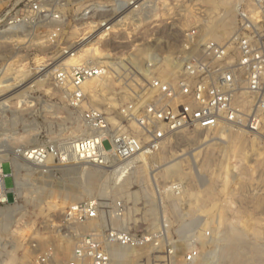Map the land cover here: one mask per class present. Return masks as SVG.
<instances>
[{"label":"rangeland","instance_id":"1","mask_svg":"<svg viewBox=\"0 0 264 264\" xmlns=\"http://www.w3.org/2000/svg\"><path fill=\"white\" fill-rule=\"evenodd\" d=\"M34 1L40 3L49 18L43 25L35 22L26 27L25 42L15 37L0 39V60L18 64L12 68V76L26 71V97H30L33 105L27 107L26 104L25 124L35 125L28 129L26 137L41 130L51 141L60 129L70 127L71 130L76 125L82 128L81 112L95 108L111 114L127 103L137 86L120 81L116 73H145L148 56L172 53L182 43V30L192 24L196 8L215 9L218 2L93 0L99 3L94 6L90 4L92 0H61V4L52 0H26V3ZM134 1L133 5L128 4ZM54 15L58 18L52 17ZM102 22H107L108 30L99 28ZM58 24L62 27L61 40L50 45L49 33ZM72 43L75 55L63 56L62 49ZM19 55L24 57L12 62ZM60 64L119 66L83 85L84 101L78 112H72L51 83L53 72ZM39 66L44 68L40 77L35 75ZM140 79L143 80V76ZM15 117H20L17 127L23 123L24 129L23 117ZM2 121L7 120L0 119ZM138 158L137 163L133 159L130 166L142 171V180L130 183L127 190L132 196H138L137 201L112 192L113 182L109 181L105 195L94 193L81 197L78 202L98 199L131 202L125 218L126 228L136 232L155 229L161 215L157 207H166L163 212L168 226L176 234L185 233L178 262L187 249L188 238L193 243L200 241L197 247L202 251L208 246L213 250L215 240L228 230V225L242 232L243 242L264 247L263 135L246 134L231 127L212 132H183L172 137L156 153ZM78 167L105 177L114 173L87 165H56L45 175L35 167L31 171L20 169L21 178L26 176V190L18 196L14 189L6 203L0 205V211L14 209L9 220L0 215V244L4 248L0 264H31L45 252L55 259L70 258L75 245L94 225L72 223L65 214L66 208L74 203L66 192L85 186L81 169L75 171ZM2 170L8 175L9 163H3ZM172 184L179 186L178 195L168 191L167 187ZM4 185L12 186L10 177L5 178ZM118 221L111 225L121 230ZM204 231L210 233V239L204 237ZM142 255L134 250L127 259L118 260L128 264ZM210 260L206 257V261ZM222 264L229 263L223 261Z\"/></svg>","mask_w":264,"mask_h":264},{"label":"built area","instance_id":"2","mask_svg":"<svg viewBox=\"0 0 264 264\" xmlns=\"http://www.w3.org/2000/svg\"><path fill=\"white\" fill-rule=\"evenodd\" d=\"M90 4L99 3L92 0ZM216 7L196 8L192 24L182 30L183 41L175 51L147 57L148 74L118 71L120 81L136 85V91L111 114L95 108L81 112V125L87 134L73 139H61L67 137L70 127L60 129L51 141L41 130L28 138L22 134L23 123L20 127L10 125L9 120L19 115L25 126L26 104L30 107L33 103L26 97V71L12 76V68L18 64L11 65L1 58L0 119L8 121L0 126V205L15 189L13 164L17 162L29 163L43 175L56 165H87L115 172L122 179L129 172L126 163L133 157L150 156L183 132L231 127L264 136V0H218ZM48 18L39 2L0 0V39L15 37L25 42L26 27L35 22L43 25ZM106 24L100 23L99 28L108 30ZM61 37L62 27L58 24L47 40L54 45ZM62 54L73 57L74 44L64 47ZM23 57L16 56L12 62ZM117 66L60 64L51 83L63 104L78 112L85 98L83 85ZM43 71L39 66L35 75L40 77ZM5 162L10 167L8 175L2 170ZM7 177L12 180L10 188L4 185ZM167 189L173 195L180 193L176 184ZM130 204L122 199H98L69 205L67 221L94 225L75 245L69 259H55L45 252L31 264H123L113 258L114 247L143 254L128 264H216L213 259L206 261L212 246L202 251L192 242L186 245L178 262L185 233L171 230L163 212L166 207L161 205L157 207L161 214L158 226L151 231L113 227L112 222L125 218ZM203 235L211 238L208 231ZM3 252L0 244V256Z\"/></svg>","mask_w":264,"mask_h":264},{"label":"bare ground","instance_id":"3","mask_svg":"<svg viewBox=\"0 0 264 264\" xmlns=\"http://www.w3.org/2000/svg\"><path fill=\"white\" fill-rule=\"evenodd\" d=\"M126 63V62H125ZM149 71L145 70V74H148ZM87 83V82H86ZM85 83V84H86ZM32 101V100H30ZM84 104V103H83ZM16 116V115H15ZM13 116L12 119V125H15L16 122H18V119L20 117ZM2 120H4L2 118ZM8 121V120H7ZM6 121L0 122V126H4ZM33 126L35 125L32 123L31 125L24 126V129L22 127L23 133L26 134V136L29 134L27 131L28 129H33ZM82 128L79 127V125L74 126L71 128L68 136L66 139H73L79 136L86 135L87 132H84L81 130ZM4 132L7 130H3ZM143 156L142 154H139L135 157H133L129 162L126 163V167L129 168L128 175L124 177L123 179H119V175L115 174V172L110 177H105L104 175H98L96 172H92L90 170L82 169V168H76L77 170L81 169L83 173V177L85 179V186H80L73 191L66 192L67 197H70V200L74 202L73 204L79 203L78 201L81 200V197L84 196H90L91 194L97 193L99 195H105L106 188L108 187L109 181L113 182L112 192H116L118 196L121 198H132L134 197V200H138V196L134 194L133 196L128 193V186L132 182H140L142 180V171L139 169H135V166L131 167L130 164L131 161L134 159V162L137 163L138 157ZM67 167V166H66ZM25 169L27 171L33 170V166L29 163H14L13 164V176H14V184H15V195H20L21 191L26 190V176L24 178H21L19 171L20 169ZM80 171V170H79ZM79 173V172H78ZM78 176V174H76ZM80 176V175H79ZM78 176V177H79ZM81 178V177H80ZM117 181V184H116ZM120 181V182H119ZM111 182V183H112ZM115 182V183H114ZM119 182V183H118ZM100 186V187H99ZM108 190V188H107ZM107 192V191H106ZM91 199V198H89ZM88 199V200H89ZM14 213V209L12 208H6L4 210L0 211V215L4 216L5 218L11 219L12 215ZM127 215L125 216V218ZM117 220L120 225L121 230H127V220L126 219ZM8 219V220H9ZM113 224H116L115 222H112ZM243 234L235 227L228 225V230L224 232L217 240L214 242V249L210 252H208V256L210 259H213L216 264H222L223 261H227L229 264H264V247L262 246H256L254 244H247L243 242ZM188 241L190 243V238H188ZM193 243V242H192ZM195 245L197 246L200 244V241H194ZM182 248V247H181ZM134 250L128 249V248H119L114 247L112 249V256L113 258H117L120 260H125L129 257L130 253H132ZM207 256V257H208Z\"/></svg>","mask_w":264,"mask_h":264}]
</instances>
